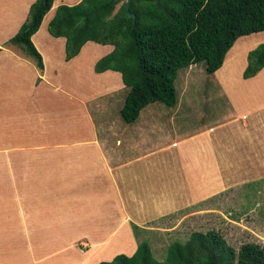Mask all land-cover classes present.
<instances>
[{"label": "crops", "instance_id": "crops-1", "mask_svg": "<svg viewBox=\"0 0 264 264\" xmlns=\"http://www.w3.org/2000/svg\"><path fill=\"white\" fill-rule=\"evenodd\" d=\"M80 1L54 0L32 36L41 74L19 48L0 50V264H97L131 256L138 246L134 226L158 231L160 217L218 214L250 184L264 186V68L232 83L227 65L235 66L237 56L224 59L212 74L221 91L213 94L227 101L223 115L215 104L199 106L194 95L207 87L192 82L172 111L158 107L143 117L141 110L126 124L108 111L107 100L125 92L120 73L94 72L113 47L87 42L66 62L65 38L47 31L59 5ZM34 2L0 0V47ZM85 59L88 83L79 78L81 65L74 73ZM65 74L72 80H60Z\"/></svg>", "mask_w": 264, "mask_h": 264}, {"label": "trees", "instance_id": "trees-1", "mask_svg": "<svg viewBox=\"0 0 264 264\" xmlns=\"http://www.w3.org/2000/svg\"><path fill=\"white\" fill-rule=\"evenodd\" d=\"M53 2L35 0L19 31L0 47L22 50L40 74L43 59L31 38ZM121 2L81 0L73 6L59 5L47 31L54 38H65L66 62L87 42L113 47L96 62L94 72L120 73L127 94L119 114L126 124L135 122L151 103L176 105L174 81L179 70L204 62L205 73L212 75L239 38L264 32V0H131L128 12L127 1L117 8ZM246 58L244 80L264 68V43ZM233 61L238 63L237 58ZM98 264H264V248L245 243L235 251L218 232H193L186 242L170 244L163 261L153 257L144 241L131 256L119 254Z\"/></svg>", "mask_w": 264, "mask_h": 264}, {"label": "rangeland", "instance_id": "rangeland-1", "mask_svg": "<svg viewBox=\"0 0 264 264\" xmlns=\"http://www.w3.org/2000/svg\"><path fill=\"white\" fill-rule=\"evenodd\" d=\"M125 1L126 0H122V2ZM122 2L117 6V8H119ZM237 43V48L232 50ZM261 43H264V32L241 37L235 42V44L233 45L234 47H232L226 54V56L228 54L230 55V59H232L235 55L238 58V63H236L235 66H233L232 63L227 65L231 67V69H234L230 76V79L228 80L229 82L235 83L239 80H243L242 73L240 74V70L244 62L247 60L246 55L248 51L254 49ZM226 56L225 58L227 61L228 56ZM234 59L236 58L234 57L233 60ZM80 65L81 69L79 70V78L82 77V83H88L87 81L83 80L85 79L84 75H92L89 68V61L85 59L77 62L75 64L74 73L78 71V67ZM190 68V70H188L187 68L181 69L177 72V77L174 81L177 102L180 103L182 99L188 96L187 91H185L186 84L192 82L204 84V87L206 86L207 89H204L203 93L201 90H199L196 96L194 95V97L199 100V106H201L202 104V107L207 108L209 104H215L217 107L216 111H219L218 114L224 113L226 109V99L223 96H216L213 94L216 92H221L218 82L219 80H217L214 75H207L205 73L204 62L192 65L190 66ZM185 75L186 77L184 78ZM262 79L264 80V73ZM60 80L68 82L72 80V78H70L68 74H65V76H61ZM91 80L99 84L103 80V78L101 80V78L91 77ZM124 91L125 92H123L122 94H114L107 100L110 105V109L108 111L112 113L114 117L116 116L117 120L118 118L119 120H121L118 114L123 106L124 101L122 99L125 97L127 89H125ZM216 97L219 99H217ZM206 99H210L211 102L208 103ZM65 104L68 103L65 102ZM158 107L165 108L170 112L175 107H177V105L173 108H169L158 102L151 103L148 105V107L142 110V114H144L143 117L147 115L148 112ZM168 123L169 121L167 118L165 124L168 125ZM193 124L197 125L198 123L194 121ZM261 189H264V186L261 187L258 183L250 184L240 192V200L237 198L236 200H234V205L221 208L222 213L219 212V215L210 213L200 218L195 212L193 213L190 210H185L188 211L187 214L189 217L187 219H184L185 214L183 212H179L178 215L173 217H160L158 223L159 225L155 224L156 227L160 228L158 229V231H149L140 228L142 232L139 233L137 228L135 229L136 232H134L135 239L138 244L144 241L147 242L151 247L153 257L157 261L165 260L167 249L170 244H172L173 242H186L190 234L193 232H218L223 237L228 246L233 248L235 251H238L241 245L245 243H255L264 248V192L260 193L262 191ZM255 210L256 213L253 212ZM235 212L244 215L241 216L240 214L236 216ZM256 214L259 215L256 216ZM145 227H147L146 229H148V227H150L151 229V226Z\"/></svg>", "mask_w": 264, "mask_h": 264}, {"label": "water", "instance_id": "water-1", "mask_svg": "<svg viewBox=\"0 0 264 264\" xmlns=\"http://www.w3.org/2000/svg\"><path fill=\"white\" fill-rule=\"evenodd\" d=\"M126 1L127 3H126L125 11L128 12V8L131 0H126Z\"/></svg>", "mask_w": 264, "mask_h": 264}]
</instances>
